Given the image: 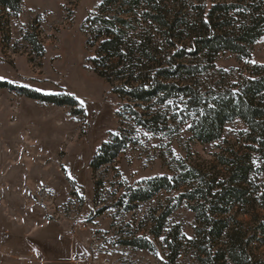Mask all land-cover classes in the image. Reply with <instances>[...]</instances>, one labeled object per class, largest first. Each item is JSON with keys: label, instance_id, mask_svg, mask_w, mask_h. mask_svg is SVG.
Here are the masks:
<instances>
[{"label": "rangeland", "instance_id": "rangeland-1", "mask_svg": "<svg viewBox=\"0 0 264 264\" xmlns=\"http://www.w3.org/2000/svg\"><path fill=\"white\" fill-rule=\"evenodd\" d=\"M21 1L18 15L0 11V80L46 95L68 94L84 103L78 114L77 108L0 89V264H202L194 244L196 215L190 203L180 199L187 183L144 202H132L130 193L145 181L174 179L188 169L204 175L223 173L218 157L228 155L230 148L250 153L260 167L248 128L236 120L225 126L218 142L195 143L178 98L161 106L115 93L126 80L109 83L96 74L95 48L88 46L83 31L85 20L103 0ZM159 1L167 20L179 25L171 41L164 29L140 15L133 19L130 33L150 30L161 66H168L166 56H172L176 64L207 68L203 74L172 81L208 95L248 75L250 66H264V27L260 39L248 47L249 58L231 52L220 53L213 62L201 55L175 56L179 47H190L211 4ZM221 2L238 7L230 12L232 25L223 26V31L233 32L249 21L258 0ZM139 121H147L149 128ZM116 134L125 138L126 149L113 163L94 171L93 158ZM253 179L258 191L253 188L250 194L259 199L254 207L226 216L231 227L243 223L247 239L254 213H264V172ZM170 211L157 236L162 215ZM177 232L181 249L173 260L167 238ZM135 239H148L153 250L131 246ZM249 252L255 264H264V246L252 244Z\"/></svg>", "mask_w": 264, "mask_h": 264}, {"label": "trees", "instance_id": "trees-1", "mask_svg": "<svg viewBox=\"0 0 264 264\" xmlns=\"http://www.w3.org/2000/svg\"><path fill=\"white\" fill-rule=\"evenodd\" d=\"M221 1L208 0L211 5L207 17L198 23L199 33L191 37L189 48L179 47L175 56L201 55L210 62L222 52H231L242 59L251 56L248 47L258 41L263 33L264 0L253 4L249 21L242 23L233 32L223 31V26L225 23L232 25L230 12L238 7ZM21 2L0 0V11L8 10L18 15L21 12ZM161 3L159 0L102 1L97 12L91 14L83 24L87 44L90 48H95L92 63L96 74L109 83H113L115 79L126 80L114 92L132 102H155L162 106L178 98L179 103H183L185 107H181L184 123H188V130L195 143L218 142L222 139L225 126L236 120L242 121L248 128L250 148L258 153L262 163L257 167L252 162L250 153L238 154L230 148L227 149L228 155L218 157L223 173L204 175L195 169H188L174 179L156 177L145 181L142 187L131 192V201L144 202L161 191L178 190L187 183L189 188L182 193L180 199L187 200L196 215L198 228L194 244L198 248L201 263L225 264L228 260L232 264H255L249 248L252 244L264 246V213H254L255 222L249 239L243 223L231 227L226 216L236 209L254 207L257 198L253 199L250 193L255 188L258 191V185L253 175L258 171L264 172V66H250L248 75L240 77L227 87L209 92L208 95L200 94L191 85L172 81L203 74L207 68L176 64L172 61V56H166L168 66H161L157 59L159 46L150 36V30L145 27L139 32L130 33L133 19L140 15L152 26L158 25L164 29L171 41L179 25L177 21L167 20ZM113 9L123 10L111 15L110 11ZM0 89L59 107L77 108L78 114L83 112L79 101L68 94L46 95L1 80ZM139 122L142 127L149 128L147 121ZM126 146L124 137L113 135L99 148L91 162V168L97 171L113 163ZM170 213L171 211L162 215L160 227L155 231L157 236L162 234L163 224ZM179 237L177 232L167 238L173 260L177 259L181 249ZM223 240L225 243L221 244ZM130 245L153 250V244L148 239H135Z\"/></svg>", "mask_w": 264, "mask_h": 264}, {"label": "snow or ice", "instance_id": "snow-or-ice-1", "mask_svg": "<svg viewBox=\"0 0 264 264\" xmlns=\"http://www.w3.org/2000/svg\"><path fill=\"white\" fill-rule=\"evenodd\" d=\"M0 79H3L2 77H0ZM81 104H83L84 102L83 101H81L80 102ZM253 163L255 164V163H257L256 161H253Z\"/></svg>", "mask_w": 264, "mask_h": 264}]
</instances>
